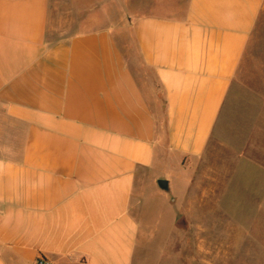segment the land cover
I'll return each instance as SVG.
<instances>
[{"label":"crops","instance_id":"crops-1","mask_svg":"<svg viewBox=\"0 0 264 264\" xmlns=\"http://www.w3.org/2000/svg\"><path fill=\"white\" fill-rule=\"evenodd\" d=\"M54 3L0 0V264H135L137 186L239 127L264 0H102L61 36Z\"/></svg>","mask_w":264,"mask_h":264},{"label":"rangeland","instance_id":"rangeland-1","mask_svg":"<svg viewBox=\"0 0 264 264\" xmlns=\"http://www.w3.org/2000/svg\"><path fill=\"white\" fill-rule=\"evenodd\" d=\"M100 1L55 0L50 30L82 33L95 15L104 23ZM238 84L245 99L239 127L225 128L199 159H184L180 167L173 156V164L155 165L146 189L137 186L135 264H264V10ZM157 180L168 181L169 190L158 189Z\"/></svg>","mask_w":264,"mask_h":264},{"label":"water","instance_id":"water-1","mask_svg":"<svg viewBox=\"0 0 264 264\" xmlns=\"http://www.w3.org/2000/svg\"><path fill=\"white\" fill-rule=\"evenodd\" d=\"M157 185L161 190L167 191L169 190V183L165 180H157Z\"/></svg>","mask_w":264,"mask_h":264},{"label":"built area","instance_id":"built-area-1","mask_svg":"<svg viewBox=\"0 0 264 264\" xmlns=\"http://www.w3.org/2000/svg\"><path fill=\"white\" fill-rule=\"evenodd\" d=\"M37 264H50V263L45 262V261H43V260H39V261L37 262Z\"/></svg>","mask_w":264,"mask_h":264}]
</instances>
